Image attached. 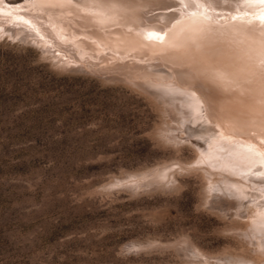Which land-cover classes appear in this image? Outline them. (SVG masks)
Listing matches in <instances>:
<instances>
[{
	"label": "rangeland",
	"instance_id": "rangeland-1",
	"mask_svg": "<svg viewBox=\"0 0 264 264\" xmlns=\"http://www.w3.org/2000/svg\"><path fill=\"white\" fill-rule=\"evenodd\" d=\"M165 116L137 87L62 70L0 39V264H184L174 249H126L183 237L207 255L253 258L235 233L243 223L206 203L200 169L177 165L170 190L105 188L196 160L191 144L166 139Z\"/></svg>",
	"mask_w": 264,
	"mask_h": 264
},
{
	"label": "bare ground",
	"instance_id": "bare-ground-1",
	"mask_svg": "<svg viewBox=\"0 0 264 264\" xmlns=\"http://www.w3.org/2000/svg\"><path fill=\"white\" fill-rule=\"evenodd\" d=\"M0 39L37 48L62 70L151 95L170 119L166 139L191 144L196 160L128 173L105 188L170 190L177 165L200 169L206 203L243 223L235 233L255 256L207 255L188 237L128 243V252L168 248L184 264H264V0H0Z\"/></svg>",
	"mask_w": 264,
	"mask_h": 264
}]
</instances>
